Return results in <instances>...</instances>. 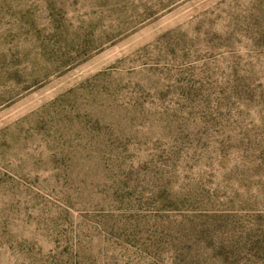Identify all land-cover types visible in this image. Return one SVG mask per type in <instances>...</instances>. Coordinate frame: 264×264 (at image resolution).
I'll return each instance as SVG.
<instances>
[{
    "label": "rangeland",
    "instance_id": "rangeland-1",
    "mask_svg": "<svg viewBox=\"0 0 264 264\" xmlns=\"http://www.w3.org/2000/svg\"><path fill=\"white\" fill-rule=\"evenodd\" d=\"M0 264H264V0H0Z\"/></svg>",
    "mask_w": 264,
    "mask_h": 264
},
{
    "label": "trees",
    "instance_id": "trees-1",
    "mask_svg": "<svg viewBox=\"0 0 264 264\" xmlns=\"http://www.w3.org/2000/svg\"><path fill=\"white\" fill-rule=\"evenodd\" d=\"M77 92V88L72 87L69 90H67L66 92H64L62 95H60L57 100H62L63 97H68L70 94H75Z\"/></svg>",
    "mask_w": 264,
    "mask_h": 264
}]
</instances>
